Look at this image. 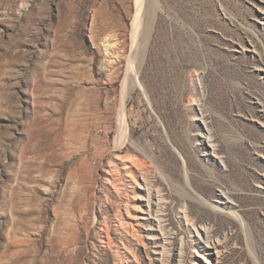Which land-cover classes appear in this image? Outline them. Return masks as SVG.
<instances>
[{"label":"rangeland","instance_id":"rangeland-1","mask_svg":"<svg viewBox=\"0 0 264 264\" xmlns=\"http://www.w3.org/2000/svg\"><path fill=\"white\" fill-rule=\"evenodd\" d=\"M141 4L0 0V264H161L117 218L128 193L124 219L152 230L131 217L146 181L182 264L217 262L185 213L227 242L220 264H264V0ZM122 159L138 183L115 191ZM106 223L135 258L99 241Z\"/></svg>","mask_w":264,"mask_h":264},{"label":"bare ground","instance_id":"bare-ground-1","mask_svg":"<svg viewBox=\"0 0 264 264\" xmlns=\"http://www.w3.org/2000/svg\"><path fill=\"white\" fill-rule=\"evenodd\" d=\"M142 2H143V0H139V5H142L141 4ZM138 11H140V8H138ZM137 21H138V19H137ZM135 30L138 31L137 25H135ZM136 31H135V35H133L134 36L133 37L134 38V42H133L134 46H135V44H136L135 42L137 40L136 39L137 38ZM147 33L143 34V39L146 38ZM133 57L130 58L131 61H130V66L128 69H131V67H133V65H134L133 64V61H134ZM124 93H125V88H124ZM125 104H126V99L123 100L122 111H121V114H120L119 119H118L119 120L118 131H117V135L115 137V142H114L116 148H122L123 145H125V143L127 142L128 136H129L128 126L126 124V121L124 120L125 119V115H124ZM207 138L209 139V141L211 142V144L213 146L211 153H208L207 155L211 156L213 154L218 153V152H216V149L214 147L215 144L213 145V141H212L213 136L210 133H208ZM120 167L123 170L122 172H124V174L128 178H130L129 179L130 181H128V183H126L124 179H120V178L115 177V176H109L110 174L108 172H106V175H105L106 180L109 182V184L111 186L113 185V188L115 189V191L117 189L119 191V188H122L123 186H126V185L133 187V184L138 183L137 179H136V174H137L136 166H135V162L133 160L130 161L127 159H122L121 162L119 163V165H116V168L119 169ZM110 170H115L114 166ZM145 190H146L145 191L146 192L145 198L147 199V207L145 209L146 215H144V217H139L138 215L131 214V217H133L135 220L136 219L138 220L141 218L146 219L147 220L146 221L147 226L151 227L152 230L151 231L147 230L145 233L138 231V230H136L135 225L133 223L126 221L124 219L123 213H122L123 210H125V212L130 215V213H131L130 210L135 209V207H136L135 204L132 206V203H130L131 199H130V197H129L130 195L128 193H127L128 196L126 197V200H123L119 204L118 217H117L118 221H119L118 222L119 227L120 228H122V227L130 228L129 229L130 231L128 233L131 232L133 235H135L137 237V240L141 243L142 242L144 243L145 239H150L149 244H154V245L161 244L162 253H161L160 259H158L159 263L161 262V264H165V263L166 264H182L184 261L183 260V250H182L183 249V242H182L181 248L179 249L180 252L179 253L174 252V250H173L174 245L172 244L173 240H171V238H170L171 232L164 223L165 218L163 216V212H164L165 203H166L164 196L162 195V193L160 191L155 192L153 186L150 183H148L147 181L145 183ZM219 199H220V202L223 203L225 206L230 205L227 201H224L225 199L223 198V196H221V198H219ZM216 209L218 210L219 208L215 207L214 210H216ZM230 214L233 218H235L237 220L241 219V215H239L237 212H231ZM185 220L188 223V225L191 224V225L195 226V229H196V232L200 238V241H201V239H203V241L205 242L204 245H201V242L198 241V243L200 244V246L202 247V249L204 251L212 253L208 249L209 247H212V249L216 250V255H217L216 264H220L221 259L223 257V254L225 253L224 250L227 249V242L222 241L219 238L217 239L218 240L217 242L215 240L213 242V237H212L213 232L209 228H207L206 226H204V227L202 226L201 228L197 227L196 223L193 221V218L187 213H185ZM160 239H161V242H159ZM99 241L103 244H106L107 248H109L110 250H113L115 256H118L120 259L130 260L129 255H134L133 258H135V254L133 253L134 250L129 249V247L126 246V244L124 242L121 243L122 246H120L114 241V239L111 236V230H110V226L108 223H106L105 229L102 230V234L100 235ZM168 255H169V257L166 258ZM152 259H153V261L151 263L156 264V257H152Z\"/></svg>","mask_w":264,"mask_h":264}]
</instances>
